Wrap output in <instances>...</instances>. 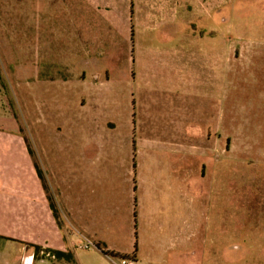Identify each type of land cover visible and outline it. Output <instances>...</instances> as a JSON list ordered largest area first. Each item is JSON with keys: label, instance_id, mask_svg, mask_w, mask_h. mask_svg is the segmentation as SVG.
<instances>
[{"label": "crops", "instance_id": "crops-1", "mask_svg": "<svg viewBox=\"0 0 264 264\" xmlns=\"http://www.w3.org/2000/svg\"><path fill=\"white\" fill-rule=\"evenodd\" d=\"M228 6L232 0L50 1L40 26L51 40L63 31L56 36L66 59L87 69L75 107L70 98L57 103V81L46 83L42 94L51 96L37 98L32 145L0 105V264H113L107 254L184 261L187 184L201 186L208 168L192 162L209 156L193 143L232 133V40L202 34L224 14L227 23ZM111 45H133L125 114L99 65L127 55ZM80 235L101 251L76 249Z\"/></svg>", "mask_w": 264, "mask_h": 264}, {"label": "rangeland", "instance_id": "rangeland-1", "mask_svg": "<svg viewBox=\"0 0 264 264\" xmlns=\"http://www.w3.org/2000/svg\"><path fill=\"white\" fill-rule=\"evenodd\" d=\"M50 1L0 0V105L15 117L31 145L37 98L51 96L42 94L46 83L57 81L52 86L57 103L70 98L75 107L87 69L86 63L69 55L66 59L64 41L56 36L63 31H54L51 40L47 25L40 26ZM231 9L228 6L227 23L224 14V23L202 34L232 40V133L223 137L211 131L209 141L193 143L209 154L192 162L194 167H208L203 171L207 180L201 186L187 184L184 261L169 264H264V0H232ZM107 48L127 53L121 61L99 63L110 77L104 86L108 96L125 114L131 104L133 45Z\"/></svg>", "mask_w": 264, "mask_h": 264}, {"label": "built area", "instance_id": "built-area-1", "mask_svg": "<svg viewBox=\"0 0 264 264\" xmlns=\"http://www.w3.org/2000/svg\"><path fill=\"white\" fill-rule=\"evenodd\" d=\"M80 237H81V242L76 245V249L82 251H93V250L101 251L99 245L92 238H89L84 235H80ZM42 254L49 259H52L54 261L57 260V257L51 252L43 251ZM107 257L113 264H141L135 258H117L110 254H107Z\"/></svg>", "mask_w": 264, "mask_h": 264}, {"label": "trees", "instance_id": "trees-1", "mask_svg": "<svg viewBox=\"0 0 264 264\" xmlns=\"http://www.w3.org/2000/svg\"><path fill=\"white\" fill-rule=\"evenodd\" d=\"M2 81V74H1V70H0V82ZM40 248H37V253H40ZM51 253H53L58 261H62V260H66L69 263H74L75 259H74V255L72 253H63V252H59V251H50Z\"/></svg>", "mask_w": 264, "mask_h": 264}]
</instances>
